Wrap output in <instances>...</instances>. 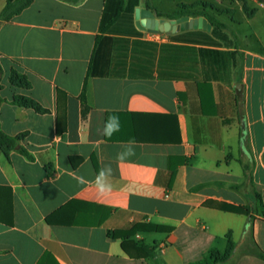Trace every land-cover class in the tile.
I'll list each match as a JSON object with an SVG mask.
<instances>
[{
    "label": "crops",
    "instance_id": "obj_1",
    "mask_svg": "<svg viewBox=\"0 0 264 264\" xmlns=\"http://www.w3.org/2000/svg\"><path fill=\"white\" fill-rule=\"evenodd\" d=\"M144 8L33 0L0 20V132L31 156L0 146V264H206L229 233L220 264H264L249 253L264 251V5L246 32L226 25L229 45L141 30ZM136 225L148 258L109 236Z\"/></svg>",
    "mask_w": 264,
    "mask_h": 264
},
{
    "label": "trees",
    "instance_id": "obj_2",
    "mask_svg": "<svg viewBox=\"0 0 264 264\" xmlns=\"http://www.w3.org/2000/svg\"><path fill=\"white\" fill-rule=\"evenodd\" d=\"M259 3L264 5V0H256ZM33 0H8L7 5L5 6L4 10L0 14L1 21H8L12 19L14 16L21 13L24 9L29 7L32 4ZM149 9H151L157 17L165 20H178L182 17L188 16L192 18L203 17L205 18L209 24L212 26V30L210 33H207L202 30L196 31H188L185 32L183 35L191 40H197L204 42L208 45H221V44H232L233 40L230 34L227 32V26L224 22H222L219 18L211 14L209 11H215L217 13H228L233 14L234 10H224L220 9L215 5L199 2L193 5H182L180 6V10L176 11L173 14H163L159 12L157 9L153 8L149 3L146 5ZM244 13L249 17H253L255 14V9L251 8L246 2L243 5ZM11 81L15 86L29 88L30 83L28 82L27 78L17 71H13L11 76ZM81 102L83 107V116L86 117L89 107L87 106L86 94L85 90L81 95ZM15 105L23 106V107H35V104L28 98L24 97H17L14 100ZM248 139V130L247 126L243 125L240 131V145L242 148L245 147ZM18 138L11 139L6 136L3 132H0V146L4 148L5 152L8 154L10 150H18L21 154L31 158L28 152L24 149H21L17 146ZM257 197L260 196L257 194ZM68 209V206H65L49 216L47 218V222L50 225H68L65 222H59L58 216H60L64 211ZM223 211L231 212L235 214H242L246 216H250L252 208L247 206H234V205H227L224 206ZM70 225V224H69ZM137 231H147L146 228L140 225H136L130 230H122V231H111L109 232V236L112 239H122V248L127 255L132 258H148L151 256L153 249L150 246H147L143 243H137L131 238L135 235ZM152 231H165L155 229ZM236 245L233 241L232 234L229 233L228 235V243L227 248L224 253L219 251H212L210 255L206 258V264H220L225 263L235 253ZM250 254L258 257L261 260H264V251H262L255 243L253 247L249 251Z\"/></svg>",
    "mask_w": 264,
    "mask_h": 264
},
{
    "label": "rangeland",
    "instance_id": "obj_3",
    "mask_svg": "<svg viewBox=\"0 0 264 264\" xmlns=\"http://www.w3.org/2000/svg\"><path fill=\"white\" fill-rule=\"evenodd\" d=\"M199 2L209 3L224 10H234L233 14L209 11L224 22L230 28V32L233 28H240V30L244 32L248 29V24L245 21V13L243 11L244 2H246L251 8L259 7L261 4L256 0H143V4L147 5V3H149L153 8L163 14H173L180 10V6L182 5L188 6ZM263 11L264 10H262V12ZM242 21V25L238 27V24L236 25V23Z\"/></svg>",
    "mask_w": 264,
    "mask_h": 264
},
{
    "label": "water",
    "instance_id": "obj_4",
    "mask_svg": "<svg viewBox=\"0 0 264 264\" xmlns=\"http://www.w3.org/2000/svg\"><path fill=\"white\" fill-rule=\"evenodd\" d=\"M136 25L139 29L152 33L177 34L184 31L204 30L211 31L212 26L203 18L182 17L178 20L159 19L148 8L136 9Z\"/></svg>",
    "mask_w": 264,
    "mask_h": 264
},
{
    "label": "clouds",
    "instance_id": "obj_5",
    "mask_svg": "<svg viewBox=\"0 0 264 264\" xmlns=\"http://www.w3.org/2000/svg\"><path fill=\"white\" fill-rule=\"evenodd\" d=\"M116 125L115 124H113V125H110V128H109V130L111 131L114 127H115ZM101 190L103 191V186H101Z\"/></svg>",
    "mask_w": 264,
    "mask_h": 264
}]
</instances>
